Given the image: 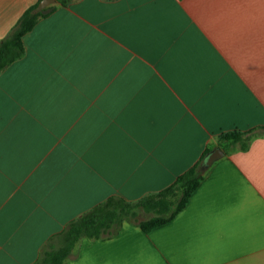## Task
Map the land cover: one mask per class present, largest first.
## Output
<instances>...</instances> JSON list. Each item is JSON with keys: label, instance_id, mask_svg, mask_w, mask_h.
Instances as JSON below:
<instances>
[{"label": "crops", "instance_id": "1", "mask_svg": "<svg viewBox=\"0 0 264 264\" xmlns=\"http://www.w3.org/2000/svg\"><path fill=\"white\" fill-rule=\"evenodd\" d=\"M40 1L0 0V39ZM50 7L0 73V264H34L110 197L162 192L220 134L264 127V0ZM222 150L171 221L83 238L65 264H264V134Z\"/></svg>", "mask_w": 264, "mask_h": 264}, {"label": "trees", "instance_id": "2", "mask_svg": "<svg viewBox=\"0 0 264 264\" xmlns=\"http://www.w3.org/2000/svg\"><path fill=\"white\" fill-rule=\"evenodd\" d=\"M58 1L66 5L69 0ZM38 4L23 14L6 38L0 39V73L25 54L24 36L34 28L39 19L46 16L41 12L34 13ZM261 134H264V127L261 130L224 132L219 136V146L225 151H231L236 145L242 150H247L252 138ZM209 152L210 149L206 154ZM204 157L162 192L135 203L118 196L110 197L70 222L62 232L52 238L34 264H65L75 256L76 245L81 239L99 240L115 237L125 222L138 224L146 233L165 225L186 207L190 197L200 186L204 179V173L200 171ZM142 211L152 216L142 219L140 217Z\"/></svg>", "mask_w": 264, "mask_h": 264}, {"label": "water", "instance_id": "3", "mask_svg": "<svg viewBox=\"0 0 264 264\" xmlns=\"http://www.w3.org/2000/svg\"><path fill=\"white\" fill-rule=\"evenodd\" d=\"M56 0H41L38 6L35 8L34 13H49L52 8L50 7L51 4L55 3ZM225 155V152L222 148L217 147L211 150L208 154H206L204 160L201 163L200 171L205 173L216 161L221 159Z\"/></svg>", "mask_w": 264, "mask_h": 264}, {"label": "rangeland", "instance_id": "4", "mask_svg": "<svg viewBox=\"0 0 264 264\" xmlns=\"http://www.w3.org/2000/svg\"><path fill=\"white\" fill-rule=\"evenodd\" d=\"M150 216H152V214H148V213H143V211L140 213V217L142 218V219H144V218H149Z\"/></svg>", "mask_w": 264, "mask_h": 264}]
</instances>
